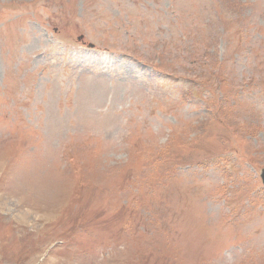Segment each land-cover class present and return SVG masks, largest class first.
Here are the masks:
<instances>
[{"label":"rangeland","instance_id":"1","mask_svg":"<svg viewBox=\"0 0 264 264\" xmlns=\"http://www.w3.org/2000/svg\"><path fill=\"white\" fill-rule=\"evenodd\" d=\"M263 177L264 0H0V264H264Z\"/></svg>","mask_w":264,"mask_h":264},{"label":"bare ground","instance_id":"2","mask_svg":"<svg viewBox=\"0 0 264 264\" xmlns=\"http://www.w3.org/2000/svg\"><path fill=\"white\" fill-rule=\"evenodd\" d=\"M257 95H258V94H256V96H257ZM257 97H258V96H257ZM257 97H256V98H257ZM258 98H260V97H258Z\"/></svg>","mask_w":264,"mask_h":264},{"label":"water","instance_id":"3","mask_svg":"<svg viewBox=\"0 0 264 264\" xmlns=\"http://www.w3.org/2000/svg\"><path fill=\"white\" fill-rule=\"evenodd\" d=\"M91 46V45H90ZM263 183H264V177H263Z\"/></svg>","mask_w":264,"mask_h":264}]
</instances>
